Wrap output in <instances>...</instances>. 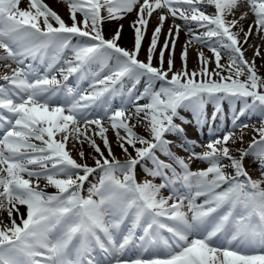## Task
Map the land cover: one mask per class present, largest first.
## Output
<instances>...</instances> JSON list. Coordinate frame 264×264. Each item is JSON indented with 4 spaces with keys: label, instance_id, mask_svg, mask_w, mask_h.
<instances>
[{
    "label": "snow or ice",
    "instance_id": "snow-or-ice-1",
    "mask_svg": "<svg viewBox=\"0 0 264 264\" xmlns=\"http://www.w3.org/2000/svg\"><path fill=\"white\" fill-rule=\"evenodd\" d=\"M20 2L0 0V61L10 62L4 65L10 74L0 77V213H7V222L0 218V264H264V77L256 66L264 56L260 45L250 44L252 37L264 41V0H64L70 24L44 0H29L27 9ZM133 12L134 44L126 49L118 43L123 25L111 38L102 25ZM182 29L188 39L181 69L173 71ZM193 44L213 54L197 49L199 72L187 68ZM246 44L253 49L251 61ZM213 59L216 69L210 71ZM73 77L88 87H69ZM125 79L132 81L127 90ZM225 101L241 105L233 126L247 113L259 115V126L240 124V135L229 130L205 145L189 140L182 125L214 122ZM209 105L215 108L210 117ZM244 129L253 131L251 142L234 147L243 145ZM169 136L181 139L178 146L191 153L189 159L208 166L190 170L172 151ZM197 146L205 150L197 153ZM250 156L261 179L245 168ZM138 165L152 179L138 180ZM97 171L99 182L83 195ZM257 246L259 251L250 250Z\"/></svg>",
    "mask_w": 264,
    "mask_h": 264
},
{
    "label": "bare ground",
    "instance_id": "bare-ground-1",
    "mask_svg": "<svg viewBox=\"0 0 264 264\" xmlns=\"http://www.w3.org/2000/svg\"><path fill=\"white\" fill-rule=\"evenodd\" d=\"M44 3H46L54 11H56L60 16H62L64 14V12H65L64 8H66L68 10L67 4L64 1H61V0H44ZM28 5H29V0H21V2L19 4V7L21 9H27ZM206 10H208L206 12H211L213 9L211 7H209ZM237 15H238V13H237ZM77 18L81 19L82 17L80 16V14H77ZM154 19H155V15H154ZM229 19H231V17H229ZM65 21H68V22L71 23V21L69 20V17L67 18V16L65 18ZM131 21H132V13L128 14L123 19L114 20V21H105L103 23V25H102V29H103V33H104L105 37L106 38H111L114 35V33L116 32V30L120 27V25H123V28H122V31H121V36H120V39H119L118 43H119V45L121 47H124L126 49H131L133 47V44H134V31H133V28L131 26V24H132ZM153 21H156V19L153 20ZM179 23H182V22H179ZM243 23H244V27L247 28V25L249 23H251V20L250 19L245 20ZM168 26H169V21H166L165 22V26H164V30L165 31H167ZM147 31H148V29H147ZM253 38L254 37L250 38V44L260 45L261 46V54H262V56H264V44H262V43H264V41H262V43H259V42L258 43H252V39ZM187 39H188V36L186 35L185 30L182 29L181 32H180V35H179V39L177 40L176 48H175L173 71H177V70L181 69L180 53H181L182 47H183L182 43L184 41H186ZM150 40H151V34L149 32H146V34L144 36V40L142 41L143 45H142L141 51L139 53V57H138L139 59L145 60L146 51H147V47H148V45L150 43ZM162 45H163V41L161 43L160 42L158 43L157 52H156V55L154 56V59H153V64L154 65H158V63H159V61H158V53H159V49H160V47H162ZM194 45H195L194 46L195 48L193 50L189 49L188 60H187V68H188V71H190V72L193 71V70L199 72L200 66L198 65V62H197V59H196L197 49L203 50L206 57H210L211 58L213 56V54L207 47H203V46L197 45V44H194ZM244 47L247 49V51L245 52V57L251 61L252 58H253V49L251 47H249L248 44L244 45ZM167 58H168V53L166 52L165 53V61L167 60ZM221 63L225 64V65L228 63L227 56L222 54ZM256 66H257V69H258V75H260L261 77H264V59H261L259 57L256 58ZM166 67H167V65L165 64V68ZM207 67H208V69L210 71L213 70V69H216V64L214 62V59L207 65ZM225 75H227L226 71H225ZM170 77H171V73H169V78ZM157 85H159V83H156V87H157ZM142 90H143V88H142ZM136 91H138V90H136ZM142 101H144V103L147 102L145 100H141L140 102H142ZM224 104H225L224 108L228 106V109L230 110L231 115H233L234 111L238 112V110L241 108L240 104L232 105V104H229L228 101H226ZM118 105H119L118 102H116L114 104V106H118ZM180 112H181V110H180ZM182 116H184V115H182ZM240 119L241 120H245L246 119L247 120L245 122L246 124L253 123L254 125L259 126V122L260 121H259V115L258 114L247 113V114L241 116ZM176 122H178V124L181 123L179 120H176ZM182 126L185 127V129L187 130L189 128L190 124L182 125ZM136 130L139 133H141V134L147 135V133L145 132L144 128L142 126H140V125L137 126ZM235 130H237V128H235ZM249 133H250V135L247 136V138L245 137L246 139H244L245 140L244 142H247L248 140L252 139L254 133H253V131H251ZM108 134L111 135V137L109 135L108 136H109L110 141L112 142L114 153L116 154L117 157H123L121 149L116 146L115 138H114L113 133L111 131H109ZM97 140H98L97 143H100L101 146H102V143L99 140V138H97ZM198 145H202V144H198ZM197 147H198L197 152L198 153H202L204 148L203 147H199V146H197ZM68 148L69 149L72 148V144L71 143L68 144ZM130 149L131 148H129V151H130ZM83 150L85 151L86 156L89 157L87 159L88 164L90 166H94V160L90 158V154L92 153V149L89 148V146L87 144H85L83 146ZM72 154H73L74 158H77L79 160L76 150H72ZM105 155H107L106 151H105ZM183 158L189 164L190 170H192V171L200 170V169H203V168L207 167L206 163H200L196 159H189V156H185ZM119 159H121V158H119ZM254 164H255V162L253 160H250L248 162V164L246 165L247 166L246 168L248 170H250V172L253 173V174H254V167H253ZM95 174L96 173L90 175L88 181H86L85 184H84L83 192L85 193V196L87 195V190L90 187V184H89L90 183V178L92 176H95ZM117 175H119V173ZM145 178L152 179V177H150V176L149 177H145V174L141 170V166H140V168H138V171H137V179L138 180H143ZM43 184H44V181H41V186H43ZM47 189H53V188L52 187H48ZM162 191L166 193L165 190H162ZM163 192H162V194L165 196V193H163ZM23 210L24 209L22 207L21 211H23ZM0 218H3L5 220V222H7V213L6 212L0 213Z\"/></svg>",
    "mask_w": 264,
    "mask_h": 264
},
{
    "label": "rangeland",
    "instance_id": "rangeland-1",
    "mask_svg": "<svg viewBox=\"0 0 264 264\" xmlns=\"http://www.w3.org/2000/svg\"><path fill=\"white\" fill-rule=\"evenodd\" d=\"M129 14H131V13H129ZM128 15V14H127ZM126 15V16H127ZM111 21H114V20H111ZM132 25V24H131ZM132 29V28H131ZM98 141V140H97ZM244 145H245V143H243V145H240V144H237V145H235L234 147H241V146H243L244 147Z\"/></svg>",
    "mask_w": 264,
    "mask_h": 264
}]
</instances>
